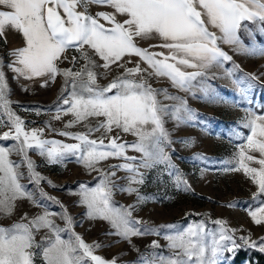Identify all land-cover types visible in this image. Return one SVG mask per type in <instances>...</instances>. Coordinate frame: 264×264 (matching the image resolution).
<instances>
[{"label":"rangeland","instance_id":"rangeland-1","mask_svg":"<svg viewBox=\"0 0 264 264\" xmlns=\"http://www.w3.org/2000/svg\"><path fill=\"white\" fill-rule=\"evenodd\" d=\"M218 1L0 0V264L264 253V0Z\"/></svg>","mask_w":264,"mask_h":264},{"label":"crops","instance_id":"crops-1","mask_svg":"<svg viewBox=\"0 0 264 264\" xmlns=\"http://www.w3.org/2000/svg\"><path fill=\"white\" fill-rule=\"evenodd\" d=\"M229 1L230 0H219L218 2H220L219 3V5H216V12H217V14L218 15H225V13H224V10L223 9H227L228 11H230L231 10V8L233 7V3H229ZM45 6V3H44V5H43V7ZM236 9V8H235ZM43 11H44V9H43ZM236 11L237 12H234L233 10H232V12H228V20H226V22L229 24V26L232 28V33H234L235 34V31H236V27H237V23L239 22V20H240V18H239V13H238V10L236 9ZM179 13H181L180 11H179ZM184 15L181 13L180 15H179V23L181 24L182 22V24H183V26L185 27V28H194V25L191 23V21H188L187 19H184ZM192 24V25H191ZM174 26V23H173V21L172 20H165V22H164V33L165 32H171V28ZM179 25H175V27H178ZM216 26H218V25H216ZM180 28L182 27V25L181 26H179ZM226 25H222V29L226 32ZM164 39H165V43H170V42H172L171 41V39L170 38H167V37H164Z\"/></svg>","mask_w":264,"mask_h":264},{"label":"trees","instance_id":"trees-1","mask_svg":"<svg viewBox=\"0 0 264 264\" xmlns=\"http://www.w3.org/2000/svg\"><path fill=\"white\" fill-rule=\"evenodd\" d=\"M264 264V253L256 249H239L233 254L231 264Z\"/></svg>","mask_w":264,"mask_h":264}]
</instances>
